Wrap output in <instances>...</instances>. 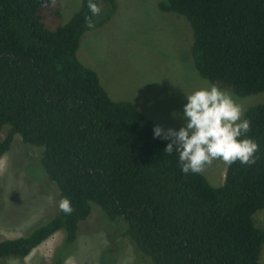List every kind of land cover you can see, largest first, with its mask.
<instances>
[{
	"label": "trees",
	"instance_id": "obj_1",
	"mask_svg": "<svg viewBox=\"0 0 264 264\" xmlns=\"http://www.w3.org/2000/svg\"><path fill=\"white\" fill-rule=\"evenodd\" d=\"M93 2L116 9L114 0ZM87 4L62 24L60 0H0V159L19 136L41 149L58 191L51 218L0 241V264L23 261L58 232L49 264H65L92 204L147 264H262L264 230L253 216L264 210V101L244 115L259 145L254 164L227 165L217 188L203 174L182 173L176 150L164 152L168 143L153 138L156 124L134 104L111 100L78 60L93 28ZM158 8L188 22L201 79L239 98L264 92V0H161ZM62 197L71 215L59 210Z\"/></svg>",
	"mask_w": 264,
	"mask_h": 264
},
{
	"label": "rangeland",
	"instance_id": "obj_2",
	"mask_svg": "<svg viewBox=\"0 0 264 264\" xmlns=\"http://www.w3.org/2000/svg\"><path fill=\"white\" fill-rule=\"evenodd\" d=\"M114 1L116 9L111 14L109 5L98 4L101 10L94 16L95 26L80 39L76 56L96 72L111 100L130 102L156 125L178 131L185 124L186 95L210 85L193 66L192 30L185 18L161 12V0ZM81 3L60 0V23H67ZM232 96L245 110L264 101V92L245 98ZM6 130L0 134V142ZM40 154L41 149L24 145L16 136L11 149L0 159V241L16 239L56 213L58 191L45 177ZM226 167L217 160L202 174L217 188L223 185ZM49 195L55 200L49 202ZM253 220L264 230V210L257 211ZM119 234L121 231L92 204L90 216L79 223L73 255L65 264H147ZM62 237L58 232L23 261L9 260L5 264H49ZM260 262L264 264V245Z\"/></svg>",
	"mask_w": 264,
	"mask_h": 264
},
{
	"label": "clouds",
	"instance_id": "obj_3",
	"mask_svg": "<svg viewBox=\"0 0 264 264\" xmlns=\"http://www.w3.org/2000/svg\"><path fill=\"white\" fill-rule=\"evenodd\" d=\"M91 16L85 17L88 27H94L92 16L99 15L100 7L88 0ZM183 107L184 126L165 130L159 125L153 128V138L170 140L164 152L173 153L175 146L179 166L184 174H202L215 161L231 166L252 165L256 162L258 143L246 134L251 130V121L244 118L245 109L227 90L216 84L202 87L186 95ZM243 137V138H242ZM49 202L55 200L49 195ZM58 208L66 215L74 211L67 197L58 201Z\"/></svg>",
	"mask_w": 264,
	"mask_h": 264
}]
</instances>
